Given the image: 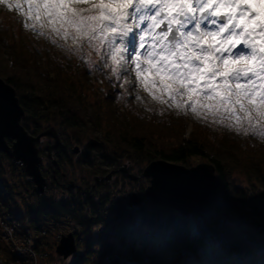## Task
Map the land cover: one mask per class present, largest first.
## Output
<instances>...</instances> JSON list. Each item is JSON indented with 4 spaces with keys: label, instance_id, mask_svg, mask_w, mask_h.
I'll list each match as a JSON object with an SVG mask.
<instances>
[{
    "label": "trees",
    "instance_id": "1",
    "mask_svg": "<svg viewBox=\"0 0 264 264\" xmlns=\"http://www.w3.org/2000/svg\"><path fill=\"white\" fill-rule=\"evenodd\" d=\"M23 19L16 11L0 4V78L15 90L24 113L21 120L33 125L30 134L44 130L40 129L41 123L49 121L79 133L87 140L81 147L78 141L73 145L79 147L80 165L88 168L85 162L91 152L102 147L110 165L103 173L116 168L121 163L119 158L145 164L163 159L183 165L190 157H199L214 167L221 200L214 204L210 214L184 217L172 211L163 223L153 225L140 219L121 234L122 240L135 243L136 233L142 227L159 229L141 233L139 240L148 243L153 242L149 238H154L161 250L163 240L177 239L185 252L194 255L195 264H264V237L251 231V226L259 223L239 208L245 202L254 203L255 198L264 197V138L217 132L199 121H192L191 131L186 134L188 122L184 115L169 111L165 103L136 99L135 93L120 95L121 89L114 86V79L107 75L104 64L97 65L93 71V66L84 60L83 52L77 57L66 56L60 40L48 39L39 27L36 32L25 27ZM1 157L4 154L0 152ZM2 169L0 162V175ZM21 172L27 177L24 170ZM233 172L246 179L248 185L241 188L229 182ZM9 192L8 181L0 178V214L8 213L21 222L26 219L30 230L35 229L40 219L56 222L62 215L75 216L76 211L89 228L93 212L96 213L89 189L84 193L78 190L75 197L60 202L43 196L25 211L12 203ZM85 204L91 208L90 214L82 212ZM213 226L217 227L219 236L211 234ZM232 230L240 232L248 241L245 259L230 248L228 239ZM39 241L35 238L34 247H38ZM101 244L103 239L99 234L83 239L71 264H90L94 247ZM103 251L108 249L100 250V254ZM199 252L205 254L203 258ZM0 262L36 264L1 243Z\"/></svg>",
    "mask_w": 264,
    "mask_h": 264
},
{
    "label": "snow or ice",
    "instance_id": "2",
    "mask_svg": "<svg viewBox=\"0 0 264 264\" xmlns=\"http://www.w3.org/2000/svg\"><path fill=\"white\" fill-rule=\"evenodd\" d=\"M24 2L25 27H48L98 53L106 46L112 72L130 61L135 83L158 103L187 105L198 117L202 110L226 112L237 125L264 117V0ZM13 6L20 11L19 2ZM124 83H130L127 77ZM259 135L264 138V131Z\"/></svg>",
    "mask_w": 264,
    "mask_h": 264
},
{
    "label": "rangeland",
    "instance_id": "3",
    "mask_svg": "<svg viewBox=\"0 0 264 264\" xmlns=\"http://www.w3.org/2000/svg\"><path fill=\"white\" fill-rule=\"evenodd\" d=\"M17 2L21 4L20 11L14 6L8 8L9 10L12 9L16 11L21 18H24L22 12L27 11V4L24 0H3L0 4L8 6L9 4L14 5ZM22 23L24 25V19ZM126 23L132 24L133 21L129 19ZM38 27L39 26L33 31L36 32ZM144 28H146V23L144 26L140 27V29H134V31L139 32ZM40 31L54 42L60 40L59 44L63 49L62 52L66 56L70 55L77 57L83 52L84 54H82V56L84 60L90 66H93V71H95L97 65L104 64L105 66V64H107L108 66L104 67V70H106V72L108 71L107 75L114 79V86H118L121 89L120 95L125 96L135 93L136 96L139 95L140 100L151 102V97L135 83V73L131 71L134 65L131 64L130 61H121V64L117 66L119 72L114 74L112 72L111 61L104 55L107 52L106 46L101 47L98 53L95 48L89 47L87 42L73 44L71 37L65 41L55 33H52L48 27ZM117 42H119V38H117ZM256 42L258 44L260 43L259 40ZM147 43L148 41H145L146 47ZM138 50L142 53L146 49ZM123 55L127 57L128 53H124ZM125 77H127L130 83H124ZM121 85H123V87H121ZM85 95H88V93L86 92ZM165 105H167L169 111L174 110L176 113H181L186 117L188 122L186 134L191 131L192 121H199V123L201 122L205 127L215 128L217 132L224 131L226 134L233 132L239 135L261 137L259 133L264 131V117L253 119L251 122L244 120L237 125V122L234 119H230L229 114L226 112L214 115L211 112L205 114V111L202 110L201 115L198 117L193 114L191 108L187 105L179 109L175 106L169 107L168 103H165ZM253 115L255 114L253 113ZM20 123L27 128L29 133H32L33 125L30 122L27 123L21 120ZM230 124L232 125L231 127L229 126ZM49 126H53L57 131L60 145L57 150L54 151L56 165L51 167L49 161L44 158V145L51 140L47 138L44 142L37 144L38 152L43 157L40 165L42 175L46 182L43 194L39 195L37 192L35 193L33 191L34 186L21 172L23 167L20 164L13 163L5 155L0 158L3 168V174L0 175V178L6 179L9 183V194L12 203H14L19 210L25 211L27 208H33L43 196L54 199V201L57 202L70 199L72 196L75 197L79 190L77 188L80 187L79 191H81V193L89 189V198L96 208V213L93 212V218L89 228L85 226V221L82 220L80 213H77V211L75 216L62 215L56 222L40 219V221L36 223L37 226L35 229L30 230L28 228L30 242H26L25 248L28 250L30 247L31 251L25 254V260H31L36 264H71L79 252L78 248L81 245V241L85 238H93L99 234L102 235L103 244L94 247L95 255L90 258V264H104L109 261L114 262V264H195L194 255L185 252L180 241L177 239L172 238L163 240L161 250L158 249V245L155 244L154 238H149L153 242L150 241L148 243L144 242L143 239L139 240L141 233L147 234L151 231L157 232L159 229L152 230L151 228L142 227L139 229L140 233H136L137 240L135 243L122 240L123 236L121 234L126 232L134 222L145 219L150 225L159 224L163 223L166 218L170 216L172 211L176 212L172 208L166 206H163V209H157L159 206H152L143 196V191L149 184L147 177L140 176L142 169L146 165L144 162H128L126 173H115L109 181H100L96 184L94 182V177L100 175L98 173H103V169H109L110 167L102 147H96V149L91 152V157L85 162L88 168H84L79 163V160H81L80 155L73 154L71 149L74 144H77L76 141H78V145L81 147L87 140L75 131L55 125L53 121L42 122L40 129H45ZM237 126L239 130H237ZM119 159L121 163L125 162V159ZM200 162L206 161L199 157H190L183 166L190 167ZM114 169L115 167H112L111 170ZM106 173L107 172L103 173V175ZM127 174L134 176L135 179H129ZM70 181L73 183V187L67 185ZM229 182L241 188L248 185L246 179L234 172L230 175ZM134 193L141 197L142 202L139 206L128 207V199L130 195ZM80 203H83V199L80 200ZM239 208L243 210L245 214L256 218L259 224L264 225V197L255 198L254 203L245 202L239 205ZM85 211L88 214L92 211L87 204L82 208V212ZM226 222L227 220L224 221V223ZM251 231L258 237H264V234L256 227L251 226ZM69 232L73 233L76 238V252L63 260L55 254L54 249L60 236ZM210 232L214 236H219L216 226H213ZM115 233L117 234L115 235ZM35 238L40 239L38 247H34ZM20 240L21 239H18V241ZM8 241L7 238L0 235V243L11 250L12 248ZM247 242L245 236L240 232L231 231L228 239L230 248L243 259L247 257L245 253V244H247ZM104 248L108 249V252L103 251V253L100 254L99 251ZM199 255L200 258H203L205 254L199 252Z\"/></svg>",
    "mask_w": 264,
    "mask_h": 264
},
{
    "label": "water",
    "instance_id": "4",
    "mask_svg": "<svg viewBox=\"0 0 264 264\" xmlns=\"http://www.w3.org/2000/svg\"><path fill=\"white\" fill-rule=\"evenodd\" d=\"M23 109L18 103L15 90L0 78V152L13 163L23 167L29 181L37 194H43L46 186L40 165L43 157L39 154L37 144L45 139L51 141L44 145V158L51 167L56 165L54 151L60 145L58 133L49 126L36 135L28 133L20 124ZM9 141V143H8ZM71 152L79 153V147L73 146ZM128 162L119 163L117 168L105 175L94 177L97 184L109 181L115 173H126ZM129 179L134 176L127 174ZM140 176L147 177L149 184L143 191V196L154 206H166L175 210L181 216L192 214H210L214 204L221 200L217 190L214 167L211 163L200 162L194 166L185 167L181 164L154 159L142 169ZM73 187V183H68ZM142 199L137 194H131L128 207L139 206ZM264 234V225L256 224ZM55 254L63 260L76 252V240L73 233L61 235L54 249Z\"/></svg>",
    "mask_w": 264,
    "mask_h": 264
},
{
    "label": "built area",
    "instance_id": "5",
    "mask_svg": "<svg viewBox=\"0 0 264 264\" xmlns=\"http://www.w3.org/2000/svg\"><path fill=\"white\" fill-rule=\"evenodd\" d=\"M0 235L9 240V245L16 255L25 257V254L31 251L30 247L28 250L25 248L26 242H30L26 220L21 222L10 214L0 215ZM18 239L21 240L18 241Z\"/></svg>",
    "mask_w": 264,
    "mask_h": 264
},
{
    "label": "flooded vegetation",
    "instance_id": "6",
    "mask_svg": "<svg viewBox=\"0 0 264 264\" xmlns=\"http://www.w3.org/2000/svg\"><path fill=\"white\" fill-rule=\"evenodd\" d=\"M63 185V184H62ZM68 185V184H67ZM77 189H79L80 190V187H78Z\"/></svg>",
    "mask_w": 264,
    "mask_h": 264
}]
</instances>
